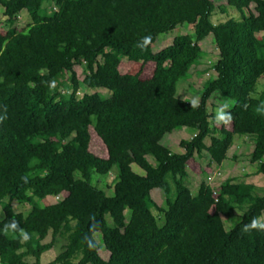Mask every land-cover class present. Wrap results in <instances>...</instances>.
<instances>
[{
	"label": "trees",
	"instance_id": "trees-1",
	"mask_svg": "<svg viewBox=\"0 0 264 264\" xmlns=\"http://www.w3.org/2000/svg\"><path fill=\"white\" fill-rule=\"evenodd\" d=\"M226 5L240 18L212 22V0H0V264H43L57 236L66 242L47 264H264V230H244L264 216V194L231 177L216 189L201 181L196 194L186 182L193 157L205 151L221 164L235 134L254 137L250 161L264 173V90L255 95L264 76V0ZM22 10L31 22L17 29ZM181 24L192 31L153 52L158 36ZM209 34L215 75L194 108L176 96L177 82L199 64L198 42ZM124 59L130 65L122 70ZM215 91L234 100L229 128L210 125ZM181 128L195 133L173 152L161 140ZM110 173L107 195L93 177ZM12 201L30 209L15 211ZM237 208L240 221L226 229L223 217ZM12 221L27 241L5 231Z\"/></svg>",
	"mask_w": 264,
	"mask_h": 264
},
{
	"label": "rangeland",
	"instance_id": "rangeland-1",
	"mask_svg": "<svg viewBox=\"0 0 264 264\" xmlns=\"http://www.w3.org/2000/svg\"><path fill=\"white\" fill-rule=\"evenodd\" d=\"M215 4V9L211 15V20L214 23L223 22L224 20H227L228 18H240V13L226 5V0H212ZM221 7H224L225 10L222 11ZM3 8L0 6V29H4V19L2 12ZM250 11L253 13H256L254 10V3H251L249 6ZM31 22V18L29 14L22 10L18 14L16 27L17 29H22L25 27L28 23ZM192 31V25L187 24H181L176 26L173 30L169 31L165 34H160L158 38L156 39L155 43L152 46L153 52H157L163 47L169 45L173 37L177 34H186L190 33ZM201 49L204 51V55L200 59L199 64L193 66L188 75L185 78L180 79L177 82L176 87V96L178 98L191 101L193 99L200 98L201 91L203 88L204 83L210 78L215 75V72L213 70V63L218 58V49L213 41V37L211 34L206 36L203 40L198 42ZM130 62L127 60H123L121 63V69L125 70L129 67ZM74 69L76 71L78 79L83 78V72L82 67L75 65ZM152 68L149 66L145 67L146 74H150ZM261 90H264V76H261L257 82H256V94L260 92ZM84 92L93 93V92H99L104 96H108V91L106 89H85L80 90V93L83 94ZM227 105L228 110L233 104L234 100L230 99L229 97L223 95L220 91H215L211 97L209 98L207 102V108L210 113L213 114V117L215 118L216 111L219 107L222 105ZM211 127L214 126H220L221 124L214 123V120L211 122ZM226 127H230V124L225 125ZM194 130L191 128H181L178 130H174L170 133H167L162 138V143L167 145L168 148L173 152H180L183 151V149L179 146V141L181 139H190L188 135H191ZM206 144L209 143V137H206L204 140ZM254 144V137L249 135H238L235 134L233 136L232 145L227 151L226 158L222 161L221 164H216L214 162H211L209 159V156L207 152H202L201 155H196L188 162L187 169H188V177L186 179V182L192 192V194H196L198 184L201 181H207L210 183V185L216 187L218 184H220L222 181H224L226 178L231 177L235 181H244L253 183L256 187V193L262 195L264 194V173L258 171L259 169V163H252L250 161L251 151L253 149ZM93 150L97 154L103 155V151L100 147L95 145L93 147ZM148 159L150 162H152V158L148 156ZM264 162V159H263ZM132 169L137 173H143L141 168H139L137 165L132 164ZM209 169V170H208ZM113 178L114 173H110L107 176H94L93 177V183L98 186L99 188L105 190L107 195L113 194ZM153 199L159 204H163L164 195L161 192L159 188H154L151 191ZM50 202H54V198H48ZM12 206L15 211L19 212H27L30 209V205L28 203H21L17 201H12ZM2 213V209L0 206V215ZM242 211L238 208L235 210V214L233 217L227 218L223 217V222L225 224L226 229L234 227L241 219ZM261 222H264V216L260 218ZM160 224L163 223V220L159 222ZM95 238L97 241H100V234L95 233ZM51 239V235L49 234L43 242H48ZM66 240L62 236H57L54 240L53 246L50 250L44 252L42 254L41 261L43 264L50 263L54 257L63 249V245L65 244ZM99 254L103 258H108V251L105 249H100ZM29 263H32L34 260L33 258L28 259Z\"/></svg>",
	"mask_w": 264,
	"mask_h": 264
},
{
	"label": "clouds",
	"instance_id": "clouds-1",
	"mask_svg": "<svg viewBox=\"0 0 264 264\" xmlns=\"http://www.w3.org/2000/svg\"><path fill=\"white\" fill-rule=\"evenodd\" d=\"M150 41V37H144L143 38V44L147 45ZM140 47H143V45H138ZM198 106V99H193L192 100V107H197ZM227 108V105H222L221 107H219L216 111V115L214 118V123L216 124H224V125H228L230 124V122L232 121L233 117L231 115L230 112L225 111V109ZM258 112L261 111V109H257ZM6 117H0V120L4 119ZM25 182L26 178H25ZM251 229H258V230H264V222H261L260 218L258 217H254L249 224L244 226V230L245 231H249ZM14 231V232H19V235L21 237V239L23 241H27L29 239V235L28 233L23 230L20 229L18 227V224L15 221L9 222L8 224L5 225V231Z\"/></svg>",
	"mask_w": 264,
	"mask_h": 264
},
{
	"label": "built area",
	"instance_id": "built-area-1",
	"mask_svg": "<svg viewBox=\"0 0 264 264\" xmlns=\"http://www.w3.org/2000/svg\"><path fill=\"white\" fill-rule=\"evenodd\" d=\"M79 94H81L80 93V91L78 92ZM209 183V182H208ZM210 184V183H209ZM219 185V184H218ZM218 185L216 186V187H214L213 185H212V187L214 188V189H216L217 187H218ZM54 198V200H57V199H60V196H55V197H53Z\"/></svg>",
	"mask_w": 264,
	"mask_h": 264
},
{
	"label": "crops",
	"instance_id": "crops-1",
	"mask_svg": "<svg viewBox=\"0 0 264 264\" xmlns=\"http://www.w3.org/2000/svg\"><path fill=\"white\" fill-rule=\"evenodd\" d=\"M194 133H195V132L193 131L191 135H188V137L191 138V137L194 135ZM188 139H189V138H188Z\"/></svg>",
	"mask_w": 264,
	"mask_h": 264
}]
</instances>
